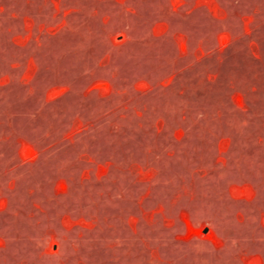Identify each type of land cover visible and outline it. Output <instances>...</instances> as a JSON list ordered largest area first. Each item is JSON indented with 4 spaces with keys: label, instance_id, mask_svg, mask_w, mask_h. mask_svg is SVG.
Instances as JSON below:
<instances>
[{
    "label": "rangeland",
    "instance_id": "374dc122",
    "mask_svg": "<svg viewBox=\"0 0 264 264\" xmlns=\"http://www.w3.org/2000/svg\"><path fill=\"white\" fill-rule=\"evenodd\" d=\"M0 264H264V0H0Z\"/></svg>",
    "mask_w": 264,
    "mask_h": 264
}]
</instances>
